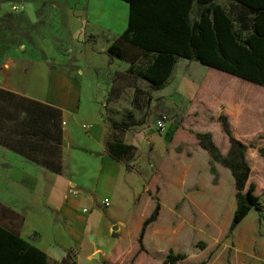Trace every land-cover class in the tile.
Returning <instances> with one entry per match:
<instances>
[{"label": "crops", "instance_id": "1", "mask_svg": "<svg viewBox=\"0 0 264 264\" xmlns=\"http://www.w3.org/2000/svg\"><path fill=\"white\" fill-rule=\"evenodd\" d=\"M78 10L74 40L108 45L107 53L87 46L44 58L20 53L0 57V91L60 109L64 141L61 175L0 145V204L7 209L0 224L18 231L51 262L72 256L77 264H163L173 252L187 255L178 264H264V157L259 153L264 147V96L209 84L212 107L227 116L233 136L249 146L248 185L256 184L263 207L252 209L231 232L235 178L189 131L169 126L160 133L152 121L134 135L127 132L124 142L136 146L141 157L138 172L109 155L112 85L103 72L110 63L112 76L131 66L108 50L127 30L130 7L126 13L108 14L97 4L83 3ZM205 132L227 155L231 144L218 118ZM144 151L151 162L147 168ZM153 172L154 180L148 182ZM73 187L77 194H70ZM158 202L161 211L146 228L141 247L142 228Z\"/></svg>", "mask_w": 264, "mask_h": 264}, {"label": "trees", "instance_id": "2", "mask_svg": "<svg viewBox=\"0 0 264 264\" xmlns=\"http://www.w3.org/2000/svg\"><path fill=\"white\" fill-rule=\"evenodd\" d=\"M129 4L127 30L108 49L113 55L128 60V74L136 75L154 87H163L170 80L179 59L198 62L223 74L208 76L210 83L222 90L262 97L264 90V0H234L252 18H233L215 0H123ZM249 22V24L247 23ZM240 27L237 28L236 24ZM248 32L247 36L244 33ZM140 50L153 56L148 66L135 67ZM62 111L14 94L0 91V145L18 153L28 161L57 174H63ZM231 148L223 155L210 133H195L200 147L214 162L229 169L235 178L236 211L231 232L253 209L261 211L256 184L250 181L251 165L247 160L249 146L233 136L227 116L218 118ZM115 129H118L115 125ZM179 129L176 128V131ZM137 148L124 141L109 139L107 151L112 158L125 161ZM259 153L264 157V147ZM157 199V197H156ZM0 204V219L6 211ZM161 206L146 219L140 236L142 247L146 228L157 220ZM185 254L170 252L163 264H178ZM49 256L26 242L18 231L0 224V264H77L72 256L62 262H51Z\"/></svg>", "mask_w": 264, "mask_h": 264}, {"label": "rangeland", "instance_id": "3", "mask_svg": "<svg viewBox=\"0 0 264 264\" xmlns=\"http://www.w3.org/2000/svg\"><path fill=\"white\" fill-rule=\"evenodd\" d=\"M83 3L97 4L101 9H106L108 14L126 13L128 9V4L122 0H0V57L16 58L15 54L20 53L44 58L51 53L67 54L75 48L82 50L87 46H93L97 54L107 53L108 45L83 44L74 40L76 33L73 24L75 19L81 17L78 8ZM220 4L233 18H252L238 3L221 0ZM236 26L239 28V23ZM247 35L248 32H245L244 36ZM103 47L106 48L101 50ZM131 53L132 57H140L135 66L137 68H145L153 59L152 55L145 56L140 50ZM111 65L103 72L104 78L110 80L112 85L107 118L113 129L111 139L120 141H124L127 132L133 135L138 133L144 124L152 126L155 119L162 120L166 130L170 126L183 128L192 135L205 132L220 117L219 109L215 111L211 105L214 91L209 85V74L212 72L238 78L193 60L179 59L171 80L160 88L148 85L136 75L128 74L129 69L118 71L112 76V70H109ZM257 87L264 90L262 86ZM166 99L174 101L176 106L167 105ZM262 114L264 116V110ZM115 125L118 129L114 128ZM153 125L160 132L156 124ZM140 161L137 148L133 156L126 158L125 164L138 172ZM144 161L145 168L149 167L151 162L146 151ZM154 174L148 182L154 180ZM152 193L155 195V191ZM5 214L13 217L11 213ZM197 246L201 248L203 243Z\"/></svg>", "mask_w": 264, "mask_h": 264}, {"label": "built area", "instance_id": "4", "mask_svg": "<svg viewBox=\"0 0 264 264\" xmlns=\"http://www.w3.org/2000/svg\"><path fill=\"white\" fill-rule=\"evenodd\" d=\"M66 125V123H63V126H65ZM156 126L158 127V129L160 130V132H163V131H165V124H164V122L162 121V120H157L156 121ZM74 193H78V190L75 188V187H73V188H71L70 189V194H74ZM104 204L105 205H107V206H109L110 205V202H109V200L108 199H105L104 200Z\"/></svg>", "mask_w": 264, "mask_h": 264}, {"label": "water", "instance_id": "5", "mask_svg": "<svg viewBox=\"0 0 264 264\" xmlns=\"http://www.w3.org/2000/svg\"><path fill=\"white\" fill-rule=\"evenodd\" d=\"M157 119L154 120V124H156Z\"/></svg>", "mask_w": 264, "mask_h": 264}]
</instances>
